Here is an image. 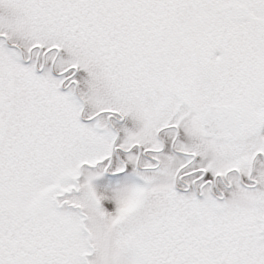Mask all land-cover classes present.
<instances>
[{"label": "snow or ice", "instance_id": "obj_1", "mask_svg": "<svg viewBox=\"0 0 264 264\" xmlns=\"http://www.w3.org/2000/svg\"><path fill=\"white\" fill-rule=\"evenodd\" d=\"M0 264H264V0H0Z\"/></svg>", "mask_w": 264, "mask_h": 264}]
</instances>
